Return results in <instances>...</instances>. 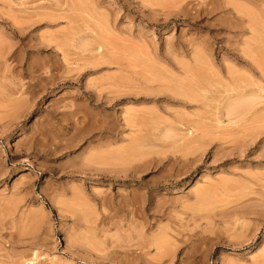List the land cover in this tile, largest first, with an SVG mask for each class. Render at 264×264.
Here are the masks:
<instances>
[{
  "label": "rangeland",
  "instance_id": "1",
  "mask_svg": "<svg viewBox=\"0 0 264 264\" xmlns=\"http://www.w3.org/2000/svg\"><path fill=\"white\" fill-rule=\"evenodd\" d=\"M0 264H264V0H0Z\"/></svg>",
  "mask_w": 264,
  "mask_h": 264
},
{
  "label": "bare ground",
  "instance_id": "2",
  "mask_svg": "<svg viewBox=\"0 0 264 264\" xmlns=\"http://www.w3.org/2000/svg\"><path fill=\"white\" fill-rule=\"evenodd\" d=\"M244 98H246V97H244ZM248 99H250V97H248ZM236 100H237V99H236ZM238 100H239V99H238ZM244 100L246 101V99H244ZM233 102L236 103L237 101H233ZM238 102H239V101H238ZM238 104H240V102H239ZM232 105H234V103H233ZM232 105H231V106H232ZM234 106H235V105H234ZM233 108H234V107H233ZM233 108H230V110H228V108H227V112H228V111H231V112L229 113L230 116L232 115L231 113L233 112V111H232ZM229 114L227 113L228 116H229Z\"/></svg>",
  "mask_w": 264,
  "mask_h": 264
}]
</instances>
